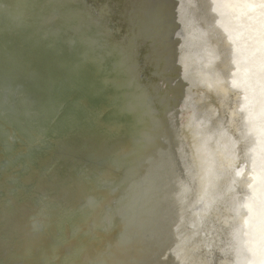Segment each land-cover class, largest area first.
Here are the masks:
<instances>
[{
    "label": "water",
    "instance_id": "95a60500",
    "mask_svg": "<svg viewBox=\"0 0 264 264\" xmlns=\"http://www.w3.org/2000/svg\"><path fill=\"white\" fill-rule=\"evenodd\" d=\"M0 264H264V0H0Z\"/></svg>",
    "mask_w": 264,
    "mask_h": 264
}]
</instances>
